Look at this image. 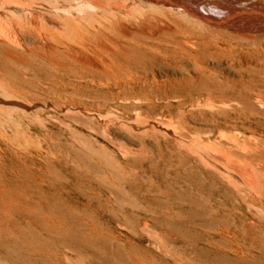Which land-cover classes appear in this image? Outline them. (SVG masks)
I'll use <instances>...</instances> for the list:
<instances>
[{
	"label": "rangeland",
	"instance_id": "rangeland-1",
	"mask_svg": "<svg viewBox=\"0 0 264 264\" xmlns=\"http://www.w3.org/2000/svg\"><path fill=\"white\" fill-rule=\"evenodd\" d=\"M161 1L154 6L139 7L131 13L134 17L119 15L118 25L115 20L111 22L115 27L110 23L107 26L118 40L122 39L121 27L136 32L132 38L145 42L150 49L153 47L152 51L155 48L154 53L147 48L145 65L137 68V76L132 74L127 88L115 86L113 80L106 83L104 75L92 70L78 72L68 68L67 71L63 66L58 69L55 62L53 65L52 61L42 60L43 63L40 59L37 62L30 59L32 64L30 61L27 64V59L26 64L24 60L20 62L23 67L15 77L21 95L41 103L32 110L35 118L22 119L31 123L36 138H46L45 133L51 138L50 190L46 187L45 193L40 189L42 193L38 196L40 190L37 191L35 198L37 209L47 212L51 226L45 229L37 222L22 230L18 240L0 241V264H264V239L260 230L245 229L240 217L228 214L224 208V202L230 203L235 193L230 187L223 188L225 185L215 172L199 166L198 173L185 165V156L176 158L172 146L178 139L171 129L180 119L182 126L207 144L213 141V145H218L221 140L219 145L229 144L236 149L254 142L263 144L262 138L242 129L217 128L214 118L234 114L245 119L251 105L264 109L261 105L264 104V30L252 35L230 33L234 30L227 26L217 24L227 30L223 31L195 22L171 9L168 5L171 2L163 5ZM91 55L95 60L98 58L97 54ZM239 96L240 102L234 100ZM218 100L225 103L221 105ZM225 108L233 111L225 112ZM96 114L126 124L153 119L166 125L170 130L158 138L164 158L172 155L174 163L182 159L183 165L170 169L164 160L150 158L141 163L139 159H124L125 164L137 167L139 172L128 180L118 179L119 184L114 188L102 185L95 178L98 169L86 162V147L93 144L92 147L98 148L103 144L109 150H118L100 131L104 122ZM230 131L241 139L232 135L236 141L231 144L234 139L227 136ZM152 140L147 141L150 147L154 145ZM240 151L241 155L248 153L245 148ZM211 160L220 169L228 170L216 158ZM38 203L42 208H38ZM44 250L49 254L46 261L40 255Z\"/></svg>",
	"mask_w": 264,
	"mask_h": 264
},
{
	"label": "bare ground",
	"instance_id": "bare-ground-1",
	"mask_svg": "<svg viewBox=\"0 0 264 264\" xmlns=\"http://www.w3.org/2000/svg\"><path fill=\"white\" fill-rule=\"evenodd\" d=\"M158 1L161 0H0V241L8 239L18 240V234H20L22 230H26L27 227L32 226V224L39 223V225L45 229L51 226L49 215L47 212H44V209L41 210L42 212L37 209L35 199L37 191L40 189L42 192L45 191V193L46 187L50 190V187H48L49 175L50 172H52L50 171V159L53 155L49 144L51 138L49 139L50 136L47 133H45L47 135L46 138H36V135L31 130V123L22 119V117H27L30 120L33 117L35 118L32 110L37 109L41 103L39 104V101L35 98L26 99V95H21L16 82L17 76L15 75L21 67H23V65L20 66V62L24 60V64H26L25 59H27L26 62L30 61V59H32V61L34 59L37 62L39 61L38 59H40V61H52L53 65L55 62L57 68L58 66H63L67 68V71H72V69L77 71L92 70L98 74L104 75L107 79L106 83L113 80L115 86L127 88L132 74L133 77L135 75L137 76L138 67L141 64L145 65V52L147 51L148 45L143 41L132 38L133 34L136 32L133 33L132 31L121 27L119 32L122 34V39L118 40V37H113L109 33L108 25L109 23L111 25V22L119 18V15L121 17L124 15H130L139 7L154 6ZM168 2L171 3L168 4ZM162 3H164L163 5L168 4L171 9L176 10L195 22L201 24L205 23L223 31L227 30L218 25L227 26V28L234 30L233 32L228 31L230 33L252 35V33H255L256 31L261 32L264 30V18L257 17L258 14L264 15V0H163ZM131 15L133 16V14ZM117 23L118 21L116 24ZM115 32L116 31H114V33ZM137 32H139V30ZM143 37L146 36L143 35ZM149 49L150 48H148V50ZM153 51H155V48ZM91 54H97L99 60L97 57L95 60ZM32 61H30L31 64ZM44 61L42 62L44 63ZM179 62L181 63V61ZM47 67H49V65H47ZM65 68H62V70H66ZM68 68L70 70H68ZM74 77H76V75ZM184 79L186 80L187 78L184 77ZM140 90L142 92V89ZM144 92H146V90H144ZM250 94L253 95L252 93ZM258 94L261 95V93ZM262 96L260 97L262 98ZM238 98L239 99L234 100L240 102V96ZM256 99H254V102ZM259 101L261 103L260 99ZM218 102H220L221 105L225 103L222 104L223 101L219 100ZM229 103L227 104L229 105ZM237 105L238 104H236V106ZM258 107L251 105V110L250 112L248 111L249 115L245 116V119H240L242 117L239 116H232L234 114L223 118H220V115L218 114L219 118H214L216 125L213 124L217 128L223 126L224 129L227 127L235 129L236 131L242 129L243 132H248L258 139L262 138L263 144L260 142L255 144L256 142H254L253 145L247 144L244 145L245 147H242L248 151L247 154L245 153V155H241V146H238V151V148L236 149L235 147H232L233 145L228 146V144L225 146L222 143L219 145L221 140L218 141V145H213L214 143L212 140L214 139L212 138V143L210 142L211 144L199 141L190 133L186 126L180 124L179 118V120L173 125V128H171L174 130V134L178 139L176 145L173 144L172 146V154L176 152V158L180 155L181 157L182 155L183 157L185 156V165L191 170H197L199 166H201L205 170L215 172L219 179L224 183L225 186L223 188L230 187L235 193L234 198L230 203L224 202L226 212L234 216H239L245 229H250L251 227L259 229L264 239V109ZM226 109L228 108H225V112ZM239 110L241 111V109ZM228 111L231 113L233 109L232 111L231 109H228ZM96 115L99 120H103L104 122L100 131L113 143L114 146H116L118 150H109L107 146L103 144H98V148L92 147L93 144L92 146L86 147V149H88V151L85 152L87 155L86 162H91L92 165L89 163V166L94 165L98 169V176H94H96V180L102 183V185L104 184V186L106 185L108 188H114L117 183L119 184L118 179L128 180L132 175L139 172H137V167L132 168L125 164V161H123L124 159H139L141 163L150 160V158L157 161L164 160L167 167L170 169L173 167L178 168V166L181 165L180 161L182 159L174 163L175 161L173 162L172 155L164 158L163 149L158 138L164 135L166 131L170 130L166 125L152 121L153 119H151V121L150 119H146L145 121L137 120L131 124H126L123 122L121 123L116 119H108L105 115ZM221 132H223V129ZM228 134L231 135L232 139L237 136L232 132L231 134L227 133V136ZM232 135H234V138ZM228 137L230 138V136ZM117 138H119V140H125L126 143L124 141H119ZM153 138L154 140H152ZM205 138L207 140L206 136ZM237 139L239 140L241 138L237 136ZM150 140L154 141L153 147H150L147 144V141ZM234 141H236V139L231 141V144ZM246 141L249 143L248 138H246ZM242 142L245 141L243 140ZM259 143L260 145H258ZM81 146L83 147V145ZM210 156L219 160L220 163L222 162V166L225 165L228 170L224 171L220 169V165L216 166L215 164H212L213 162ZM54 159H58V156ZM190 169L188 170L189 173ZM79 170L82 171V168ZM197 171L199 173V170ZM81 173H83V171ZM201 174L203 173L201 172ZM41 190L40 193H38V196L42 193ZM48 197L46 196V198ZM45 201L44 203H46ZM40 205L38 203V208ZM209 206L211 205L209 204ZM40 208H42V206ZM216 213L218 212L216 211ZM241 227L242 226H240V228ZM233 231H235V229ZM223 232L224 231H222V233ZM227 233L228 232H226V234ZM223 234L225 235V233ZM252 236L253 235H251V237ZM259 245L260 244H258V246ZM40 255L43 257L44 261L49 258V254L46 250L42 251Z\"/></svg>",
	"mask_w": 264,
	"mask_h": 264
}]
</instances>
